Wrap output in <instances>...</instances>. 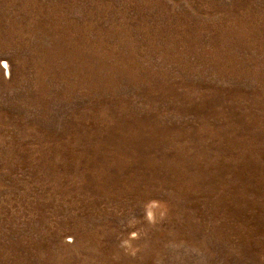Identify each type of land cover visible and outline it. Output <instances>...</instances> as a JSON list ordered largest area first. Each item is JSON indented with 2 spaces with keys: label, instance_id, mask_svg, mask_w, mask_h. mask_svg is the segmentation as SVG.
I'll return each instance as SVG.
<instances>
[{
  "label": "rangeland",
  "instance_id": "obj_1",
  "mask_svg": "<svg viewBox=\"0 0 264 264\" xmlns=\"http://www.w3.org/2000/svg\"><path fill=\"white\" fill-rule=\"evenodd\" d=\"M0 264H264V0H0Z\"/></svg>",
  "mask_w": 264,
  "mask_h": 264
}]
</instances>
